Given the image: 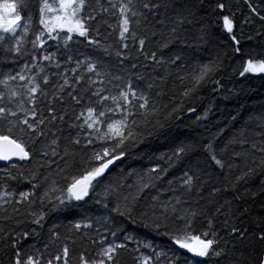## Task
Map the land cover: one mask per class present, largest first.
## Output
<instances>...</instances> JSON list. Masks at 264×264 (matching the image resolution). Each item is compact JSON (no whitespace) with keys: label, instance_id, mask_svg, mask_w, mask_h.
Returning <instances> with one entry per match:
<instances>
[{"label":"snow or ice","instance_id":"obj_1","mask_svg":"<svg viewBox=\"0 0 264 264\" xmlns=\"http://www.w3.org/2000/svg\"><path fill=\"white\" fill-rule=\"evenodd\" d=\"M242 4L0 0V264H123L124 253L131 264H192L186 254L201 258L195 264H264V205L254 208L264 195V113L242 127V116L231 117L224 140L220 126L203 143H179L161 154L163 167L109 179L147 137L175 143L174 122L209 86L219 92L234 75L264 80V0ZM209 49L214 57L199 62ZM177 164L182 175L168 178ZM257 178L259 193L250 187ZM21 180L29 191L11 183ZM93 200L108 214L45 229L50 214L86 213ZM117 218L173 247L115 242ZM78 238L94 250L77 253Z\"/></svg>","mask_w":264,"mask_h":264},{"label":"trees","instance_id":"obj_2","mask_svg":"<svg viewBox=\"0 0 264 264\" xmlns=\"http://www.w3.org/2000/svg\"><path fill=\"white\" fill-rule=\"evenodd\" d=\"M237 2L240 4V7L246 11V9L243 8L242 0H237ZM254 2H258V0H254ZM31 14L35 21L38 17V10L36 7L31 8ZM23 15L24 13L22 12V16ZM256 27H259L258 23ZM218 43H226V41L223 37H220ZM257 43L258 41L255 39L252 41H246V46H254ZM76 47H78L82 52L90 50L84 43L78 44ZM196 55L199 62L206 63L209 59L214 57L215 51L214 49L201 50L196 53ZM239 63L240 62L237 61L234 65H232V67L238 68ZM223 83L224 87L221 88L219 92H212V86H209L207 90L201 93L200 100L190 105L195 108V112H188L185 110L180 114V118L174 122L173 127L170 130V136L175 138V143L170 142L163 136L147 137L144 143L139 145V147L134 150L133 155H130L121 161H117L113 166H111V176L109 179L118 178L121 172L127 174L129 171L133 170L137 172L147 171L156 163H160L163 167L166 165V161L159 159L161 154L171 155L173 148L181 142L200 141L203 143L213 133L217 132V129L220 126H223L225 129L224 136L221 137V140H224L228 136L230 130L235 131V129H233V121L231 117H236L237 120H240V117L242 116L243 120L240 121L241 127L244 123L249 121V117H256L259 119L261 113H264V80H262L259 75L248 74L246 78L234 75L231 79L226 78ZM241 87H243V91H240ZM207 107L211 108L208 119H198L203 116L204 109ZM146 153H151V155H146ZM3 166L4 164L0 162V167ZM181 175V165L177 164L174 168L169 170L168 178L174 179ZM11 183L23 191H29L31 189V185L24 180L19 181L18 184L16 182ZM250 187L253 192L259 193V178H257L250 185ZM262 205H264V195L258 194L255 200L254 208L259 210ZM84 207L88 209L86 213L77 210L70 213L50 214L47 218L45 229L53 223L58 225H71L73 223L84 221L86 217L95 220L96 218L108 214L107 210L102 206V203L96 204L94 200L90 201ZM109 207H111V204H109ZM117 220L120 222L119 226L120 229H123V231L115 229V225L111 226L113 229L117 230L115 242H125V236L134 237L133 241H127L129 249L137 247L135 243L136 240L141 242H150L157 251H167L173 247L167 236L158 234L150 229H146L141 223L134 224L130 220L123 218H117ZM94 227L99 226L95 225ZM63 230L64 229L61 228V231ZM101 233L103 235H107L109 241L113 239L109 233H104L103 229H101ZM89 235L95 236L96 233L93 230L89 232ZM75 248L77 253L84 248L91 253L95 246L89 241L78 238ZM54 250L55 249H53V251ZM140 251L145 255L151 254V249L141 248ZM186 255L189 260L192 261V264H195L196 260L201 259L193 258L191 254ZM122 261L123 264H131V257L128 256L127 253H124L122 254Z\"/></svg>","mask_w":264,"mask_h":264},{"label":"water","instance_id":"obj_3","mask_svg":"<svg viewBox=\"0 0 264 264\" xmlns=\"http://www.w3.org/2000/svg\"><path fill=\"white\" fill-rule=\"evenodd\" d=\"M0 162L3 163V164L5 163V162H2V161H0Z\"/></svg>","mask_w":264,"mask_h":264}]
</instances>
